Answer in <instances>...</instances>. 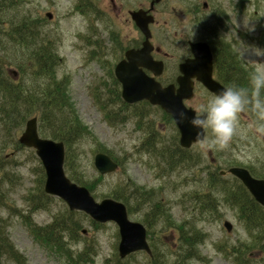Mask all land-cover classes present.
<instances>
[{"label":"rangeland","instance_id":"rangeland-1","mask_svg":"<svg viewBox=\"0 0 264 264\" xmlns=\"http://www.w3.org/2000/svg\"><path fill=\"white\" fill-rule=\"evenodd\" d=\"M205 1L210 6L209 12L214 11L220 2L223 3V0ZM229 1L231 6L233 5V10L230 7L232 13H229L226 29L221 31V39L230 44V51L238 57L240 63L243 57L242 61L247 69L250 68L252 71L264 69V43L261 40L264 37V0ZM12 2L11 9L0 10V21H4L2 28L7 30V22L10 20L15 25L25 20L27 28L32 27L41 38L52 42L59 58L56 67L57 77L67 81L68 95L78 117L91 131L90 135L72 146V153L77 154L79 169L84 172L86 179H97L99 173L93 165V160L102 149L113 153L122 164L117 171L106 174L96 181L95 191L91 192L94 198L100 201L108 197L117 185L121 187L128 184L134 188L136 184L144 191L153 190L152 198L147 197L140 205L133 201L131 194L127 195L133 210V213L129 214L131 220L144 224L143 220L149 206L160 201L167 209V215L173 224H184V228L189 233H193L194 230L202 233V238L196 245V251L201 259L194 257L190 260L191 264H237L233 255H230L233 248L244 243L253 245L237 211L225 205L220 194L215 192L212 194L217 200L216 213L207 209L200 211L198 202L192 201L190 197L193 192L205 196V192H208L210 187L209 172L227 171L232 161L240 163V166H251L256 172H264V138H258L247 131L248 114L240 115L239 132L228 148L205 153L194 144L191 152L194 156L199 155L202 163L193 166L192 169L183 168L181 165L170 169L155 156L154 151L149 153L141 150L143 138L148 135L147 129H139L134 117L115 126L108 124L103 117L104 112L99 109L93 95L95 91L98 92L101 100L106 102L110 110L122 109L121 115L131 113V109L127 111L120 106V102H114L108 90L111 85L117 87L111 79L110 74L111 72L113 74V71L109 60L116 63L118 53L117 55L113 53L111 57L107 37L108 34L110 36L117 34L125 44L132 39V36L137 35L134 24L131 22L127 24L126 17L129 15L123 17L117 11L109 10L112 5L111 0H96L99 8L96 9L103 10V13L98 12V14L87 11L80 13L76 7L77 0H12ZM172 6L175 10L174 16L170 11L158 12L156 16L159 24L154 31L156 37L161 38V42L173 38V33L176 31L173 28L174 23H177L180 31L188 29L187 17L181 14L187 11V1L173 0ZM94 38L102 40L106 49L100 46L97 47L98 50L94 49L95 46H92ZM164 44L170 46L165 41ZM13 69L9 68L11 71ZM9 75L13 78L19 76H13L11 73ZM209 99L203 93L191 103L198 108ZM152 108L154 109L150 110V118L159 130L161 135L159 136H163L162 144L168 145L176 139L177 128L167 123L161 110L153 106ZM22 131L16 134L14 138L16 142ZM5 141L0 134V153L6 159L4 167L10 176L4 177L0 174V217L5 220L8 238L25 256L27 264H72L66 256L42 245L25 225L21 214H26L31 208L27 197L31 193L38 192L40 180L35 167V151L24 146L19 148L14 144L15 141ZM220 176L222 180L234 183V177L230 173ZM49 196L52 199L47 209L40 208L31 213L30 220L38 225L49 223L55 214L68 209L67 203L60 198ZM79 217L85 232L81 233L83 236L80 237L79 243L72 247L79 251L86 244L92 246L90 258L87 257L81 263L106 264L107 261L108 264H113L118 255L117 244L120 239L117 224L106 222L97 227L87 215ZM225 221L231 223L230 231L225 229ZM151 230L154 233L148 232V236L153 240L148 239V243H155L157 248L170 257L173 256V251L179 245L180 232L176 226L171 224L168 227L165 217L160 216L159 222L153 225ZM263 246L264 244L249 251L246 254V263L264 264ZM133 255L135 257L130 259V264H149L150 258L145 252L138 251ZM2 262V264H16L12 260Z\"/></svg>","mask_w":264,"mask_h":264},{"label":"trees","instance_id":"trees-1","mask_svg":"<svg viewBox=\"0 0 264 264\" xmlns=\"http://www.w3.org/2000/svg\"><path fill=\"white\" fill-rule=\"evenodd\" d=\"M12 0H0V10L11 9ZM7 23V30L2 28L4 21H0V134L5 142L12 141L19 148H24L19 142L14 139L16 134L24 129L28 118L36 116L39 121L38 132L42 136L52 138L65 144V160L64 166L66 174L72 181L89 188L91 192L95 191L96 181L102 179L103 175L99 174L97 179H86L84 172L77 166V154L72 153V146L84 139L87 135L91 134L87 125L82 122L78 117L76 108L71 102L68 95L67 81L63 78H58L56 74V67L59 64V58L56 50H54L52 42L46 41L47 39L41 38L37 31L33 28H27L25 20L17 23ZM236 60L235 54L229 55L227 60ZM239 61V59H237ZM235 68L240 67L235 63ZM14 68L19 75L13 78L9 75V68ZM110 69V68H109ZM241 71V67L239 68ZM252 70L246 67L240 72V75H235L241 83H236L238 86L246 87L248 85V75ZM111 79L115 85L116 79L111 72ZM106 85V83H105ZM230 85V84H229ZM108 90L112 94L113 101L124 105L121 98L119 88L111 85ZM94 98L101 111L104 112L103 116L106 118L108 124L112 126L132 120L134 117L136 125L139 129H147L148 135L143 138L141 150L149 153L155 152V156L159 157L161 161L166 164L170 169L179 167L192 169L193 166H198L202 163L199 155L194 156L190 149H183L178 144V134L168 145H163L162 137L159 130L155 127L154 121L150 118L152 106L146 101L141 104H133L129 109L131 113L121 115L122 109L110 110L106 102L101 100L98 92L95 93ZM126 106V105H125ZM128 107V106H127ZM125 109V108H124ZM126 110V109H125ZM128 111V110H127ZM162 115L167 120V123L173 124L170 115L162 112ZM249 116V115H248ZM160 135V136H159ZM4 142V143H5ZM160 142L161 145H156ZM102 152L111 156L118 164L121 162L116 158L113 153L102 149ZM37 174L39 177V186L37 193H31L27 197L28 203L31 208L26 214H21L22 219L26 226H28L31 234L46 248L57 251L59 254L66 256L72 264H82L81 262L90 258L92 246L84 245L79 251L73 249V245L79 243L83 231L80 221V215L86 216L83 212H76L66 209L64 212L57 213L53 216L52 220L43 225H38L30 220L31 213L36 209H47L52 199L43 190L45 182L44 167L35 156ZM5 157L0 153V174L8 176L4 167ZM240 163L232 161L230 166H238ZM161 166V165H160ZM219 167V166H218ZM256 178L264 179V172H256L251 166H244ZM36 171V169H35ZM209 191L205 192V196L200 195L198 192L191 194V200L198 202L200 211L206 209L210 212L216 213L217 200L212 192L220 194L225 205L231 206L237 211V215L242 221L244 228L249 233L253 245L247 243L242 244L237 248H233L230 255H233L234 261L237 264H251L246 263V254L254 248L264 244V206L258 204L252 195L247 192L242 182L234 178V183L222 180L220 172H209ZM127 187V192L125 189ZM128 194L133 196V201L137 205L142 204L147 197L152 198L153 190L144 191L140 186L135 184L131 187L128 184L124 186H115L108 197H113L125 203L127 210H131V201L127 197ZM1 195V194H0ZM1 198V196H0ZM1 201V199H0ZM160 216L165 217L166 225L168 227L172 224L176 226L179 233V245L173 251L172 255H167L164 251L157 248L156 244L149 242L151 245L152 256H149V264H191L190 260L194 257L201 259L199 253L196 251V245L202 238V233L194 230L193 233L187 232L184 224H173V221L167 215V209L163 204L158 201L149 206L147 214L144 218V224L147 227V232H152L151 228L156 225L160 220ZM91 220V219H90ZM91 222L99 227L103 224ZM7 227H5V220L0 217V264L4 260L15 261L16 264H27L25 256L19 252L8 238ZM191 230V228H190ZM198 232V233H197ZM149 240H153L148 236ZM163 244H165L163 242ZM254 244L257 246H254ZM264 247V246H263ZM113 264H130V259L135 257L133 254L126 256V260L116 256ZM106 264L108 262L106 261Z\"/></svg>","mask_w":264,"mask_h":264},{"label":"water","instance_id":"water-1","mask_svg":"<svg viewBox=\"0 0 264 264\" xmlns=\"http://www.w3.org/2000/svg\"><path fill=\"white\" fill-rule=\"evenodd\" d=\"M145 14L140 10L133 13L136 24L145 35V41L139 50H129L126 53L127 60L120 61L114 70L117 81L121 83L122 98L128 104L146 100L153 106H160L165 113L172 116L179 132L180 145L183 148H190L193 143H197V130L193 129L189 123L195 110L184 103V100H189L193 95L191 82L182 77L179 88L175 89L173 85L162 87L155 80L154 76L159 75L163 69H161V63L151 57L153 46L150 43L151 35L148 28L151 19L146 18ZM198 59L197 56V59L187 61V64L182 65V72H186L189 65H196ZM210 61L209 58V63ZM141 67L154 72L153 77L147 76ZM195 76L211 92L217 93L223 88L211 78L210 70L206 75L196 74ZM19 142L35 149L36 156L45 169L46 180L43 189L47 194L60 198L67 203L70 210L84 212L97 223L115 222L117 224L120 236L117 244L119 257L126 258L127 255L138 251L151 254L144 225L128 218L126 207L122 202L114 198H102L98 201L93 197L89 188L67 177L63 166L64 143L42 137L37 130L36 117L27 120ZM93 165L100 174H109L118 168V164L102 152L95 155ZM228 171L243 183L256 202L264 205V179L255 178L249 170L240 166L230 167ZM224 226L228 231L231 230L230 222H225Z\"/></svg>","mask_w":264,"mask_h":264},{"label":"flooded vegetation","instance_id":"flooded-vegetation-1","mask_svg":"<svg viewBox=\"0 0 264 264\" xmlns=\"http://www.w3.org/2000/svg\"><path fill=\"white\" fill-rule=\"evenodd\" d=\"M112 5L109 10L120 14L123 17L128 14L126 17L127 24L131 22L134 24L137 31V35L132 36V39H129L125 44L123 43L122 38L117 34L110 36L108 34L107 40L109 41V51H111V57L113 53H116L118 61L113 63L110 61V68L112 67L113 75L116 79L117 88H119L121 94V83L117 81L115 75V68L120 61L127 60L126 53L129 50H139L145 41V35L142 30L136 24L133 13L137 11L145 12V17L150 18L151 22L148 25L150 30V43L153 46L151 51V57L160 62L162 65V72L154 76L155 80L158 81L162 87L173 85L175 89L180 86V79L184 77L189 79L192 85L193 95L189 100H184V103L187 107L195 108L191 101L195 100L201 94H206L211 98L215 93L208 90L201 80L196 78L197 75H206L208 70H210L211 78L216 80L222 87L229 86L232 84L241 83L235 75H240V72L243 71L244 66L236 59L227 60L229 55H233L230 51V44L223 42L221 39V31L226 29L229 13H232L233 5L231 6L229 0H223V3H219L214 11H210V6L207 1L201 0H186L187 8L185 12H182V16L187 17L188 29L180 31L177 28V23H174L173 28L176 31L173 33L174 36L172 39L163 40L161 42L160 37H156L155 29L158 26V20L156 16L158 12H171V15L174 16V6H172L173 0H111ZM98 2L96 0H77V9L81 13H103V10H97L96 8ZM170 5V7H169ZM226 9H225V8ZM232 10H231V8ZM99 9V8H98ZM117 14V15H118ZM184 29V28H183ZM164 41L170 46H166ZM165 49H164V47ZM92 46H95L94 49L98 50L101 47L106 49L102 40L94 38ZM196 54V56H195ZM199 57L198 63L196 65H189L186 72H182V65L187 64V61L195 60ZM210 58V63H209ZM115 62V61H114ZM112 63V65H111ZM241 67L235 68L233 64ZM145 74L149 77H153L151 70L141 67ZM195 72V73H193ZM194 75V76H193ZM122 98V94H121ZM204 99V98H202ZM201 101V100H200ZM142 102H134L131 104L125 103L124 108L130 110L133 104H141ZM126 105V106H125ZM128 106V107H127ZM158 108V107H155ZM154 109V108H153ZM159 109V108H158ZM160 110V109H159ZM163 137V136H162ZM159 145L160 142H157L156 145ZM165 166H167L165 164ZM127 192V187L125 189Z\"/></svg>","mask_w":264,"mask_h":264},{"label":"clouds","instance_id":"clouds-1","mask_svg":"<svg viewBox=\"0 0 264 264\" xmlns=\"http://www.w3.org/2000/svg\"><path fill=\"white\" fill-rule=\"evenodd\" d=\"M242 113L249 115L247 131L264 138V69L250 72L246 87L225 86L196 109L189 123L197 130L199 149L206 153L228 148L239 132Z\"/></svg>","mask_w":264,"mask_h":264}]
</instances>
